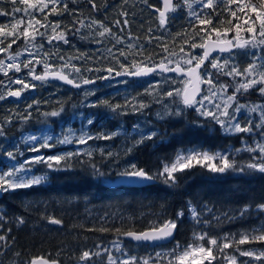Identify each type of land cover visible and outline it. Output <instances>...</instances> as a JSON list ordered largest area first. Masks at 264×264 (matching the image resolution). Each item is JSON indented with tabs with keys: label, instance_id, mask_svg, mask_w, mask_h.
I'll use <instances>...</instances> for the list:
<instances>
[{
	"label": "trees",
	"instance_id": "obj_1",
	"mask_svg": "<svg viewBox=\"0 0 264 264\" xmlns=\"http://www.w3.org/2000/svg\"><path fill=\"white\" fill-rule=\"evenodd\" d=\"M251 1L259 4V0ZM92 2L96 8L89 0H57L55 12L51 11V4L43 12L36 11L35 17L49 27L46 36L39 35L46 31L40 27L35 44H43V47H40L37 59L28 63L22 73L31 68L41 74L48 65L51 71L64 72L80 83L84 79L95 82L73 89L36 79L32 82L33 88L27 89L20 100L7 96L0 99L1 172L6 171L13 161L4 157L8 152H12L17 160L26 158L12 146L13 141L29 132L45 129L48 133L60 134L63 128L77 131L78 127H84L89 135L95 137L86 140V144L92 143L94 148L90 155L75 153L74 145L62 146L59 140L51 143L54 146L52 150L37 147L34 151H43L45 155L59 150L73 153L63 156L59 162L33 161L32 172L45 177L43 183L2 191L0 235L5 240L0 241V264H28L38 257L56 264H82L89 260H81L84 251H89L92 256L100 248L116 241L123 242L128 250L133 247L140 249L136 255L161 250L171 253L173 249L180 253L193 245L209 246L207 239H198L201 233L216 238L220 243L219 249L211 246L214 257L211 264H222L229 256L242 259L237 248L256 252L263 250L264 242L261 241L237 243L239 234L249 229L259 234L255 230L264 229V211L258 207L264 204V173L245 167L252 162L251 152L238 151L244 144L251 146V135L227 134L213 119L201 118L193 108L185 106L178 115L171 112L157 120L152 115V107L142 109L135 103L139 95L136 87L145 79L116 75V70L124 73L153 64L175 65L177 57L200 55L203 42L213 39L216 33L212 31L213 27L219 31H233L236 24L242 23L239 12L237 17H232L228 11L229 7L236 8V4L231 0H214L216 10L203 9L204 13L211 14L201 17L210 19L212 23L202 25L189 14L184 0H175L174 10L161 26L154 11L160 8L159 0ZM6 3L4 11L11 12L7 6L12 7V3L10 0L7 6ZM64 4L69 11H65ZM124 20H127V25L117 24V21ZM92 21L96 23L91 24ZM10 23L11 17L5 21V24ZM57 23L59 27L53 33L51 26ZM100 25L110 30L103 37L98 34L102 30ZM61 31H64L68 42L53 40L49 44V37ZM17 36L16 33L13 38L16 43L11 45L9 52H18L13 48L23 39ZM233 37L232 34L227 36L228 39ZM193 43L197 46L192 47ZM118 60L126 67L121 68ZM169 60L173 62L169 63ZM181 64L188 66L183 61ZM109 67L114 69L112 73L106 71ZM19 74L15 72L9 76L14 78ZM119 80L126 83L113 84ZM86 87L96 90L92 94H83ZM252 92L255 96V90ZM245 96L249 103L252 102L249 94ZM157 100H163L161 95ZM115 105H120V108L113 111ZM53 111L59 114L53 117L50 115ZM29 114L28 119L23 118ZM141 115L148 121L146 130L156 133L154 138L140 141L136 134L128 135ZM89 119L93 121L91 124ZM105 136L111 138L106 139ZM20 147L27 148L22 144ZM190 150L228 154L237 168L213 173L203 166L207 162H193L192 167L174 173L177 180L171 186L162 177L141 186L109 184L93 177V164L111 173L120 170L123 163L135 164L155 173L162 171L165 164L174 163L179 153ZM240 167H244V171H239ZM193 208L197 213L195 217ZM244 209L247 211L241 216ZM181 212L183 215L178 217ZM49 217L61 220L62 225L50 224ZM21 218L22 224L19 222ZM169 221H175L177 227L174 239L167 244L136 245L124 238L129 231L142 232ZM224 237H229L228 248H223Z\"/></svg>",
	"mask_w": 264,
	"mask_h": 264
},
{
	"label": "snow or ice",
	"instance_id": "obj_2",
	"mask_svg": "<svg viewBox=\"0 0 264 264\" xmlns=\"http://www.w3.org/2000/svg\"><path fill=\"white\" fill-rule=\"evenodd\" d=\"M12 3V13L16 12H21L24 11L26 15L30 16L31 19L29 20V27L32 25V20H35V23L40 25V27H43L46 29L45 32L39 33L40 36H46L47 35V28L49 27L48 24H41L39 19H36L35 15L33 13L27 12L26 9H22L18 6V4L15 2V0H10ZM93 8H96L97 5L92 2V0H89ZM4 3V0H0V15H5L7 14L2 5ZM20 4L27 5L28 7L36 8L37 11L43 12L45 9L49 7V4L52 5L51 11L55 12L56 11V5H57V0H38V5L36 3H30L29 0H19ZM231 3H234L237 5L236 8H228V11L231 13L232 17H237V12L238 11H250L254 18L249 17L248 19H245L244 23L248 24L249 27L245 29L248 33L251 35L243 41V43H236L234 44L232 40L227 41V44L224 46L219 47L220 52H224L226 50H229L232 47H247L253 50L259 49L260 51H254L252 53V60L248 64V66L243 70V72H240L236 67H232L230 71L226 74L228 75H240L244 77V82L240 83L239 88H237L236 91H239L240 88L244 89L245 91L248 90L250 86H254L257 83L264 84V55H261V52H264V0H259V4L255 3H243L242 0H231ZM200 8L199 10L193 9L191 4H188V7L190 9V15L195 17L197 20H199L200 24H211L212 21L210 19L206 18H201L202 16L205 15H210L211 13H204L203 9H210L215 11L216 10V5L214 4V0H199ZM164 7L167 9L169 7V0H164ZM179 7V5H177ZM64 9L65 11H69L67 8V4H64ZM257 22L259 24V27L257 28ZM22 23L21 20H17V24ZM96 21H92L91 24H95ZM123 23L124 25H127V20H124L123 22L117 21V24ZM166 23V18H165V11H159V25L164 26ZM91 24L88 25V27H91ZM83 26V25H82ZM15 28V25H13ZM52 27V32L56 33V29L59 27V24H55ZM101 31H99V36L103 37L106 32H109L110 30L103 26L100 25ZM237 31L240 29V25L236 24L235 25ZM34 32H39V29H34ZM77 32L80 31V29H76ZM203 31V29H202ZM212 31L217 33V36L220 35L219 30L216 29L215 27L212 28ZM3 32V29H0V33ZM13 33H10L12 35ZM22 35L25 38L29 37V30L26 28L22 32ZM226 35V34H225ZM150 40L152 37L149 38ZM203 39V38H201ZM32 42L36 40V36L33 35L31 37ZM53 40H58V41H63L64 43H67V39L65 36L64 31L59 32L58 34H54L49 37L48 43L51 44ZM102 42V41H98ZM0 43H3V41H0ZM13 43H16V40H12L8 44V48H11V45ZM217 43H220L217 41ZM41 48L43 47V44L39 45ZM197 44L193 43L192 47H196ZM203 46V45H201ZM216 47V44H213L211 46L212 49ZM210 50L211 49H206L203 52L202 56H197L195 54L188 56L187 58L185 57H177L176 58V67L168 69L163 66H161V71H175L177 73H180L184 75L185 77H188L189 79L195 78L197 81H200L202 78H204L203 73H198V70L201 68V65L204 63L206 59L209 58L210 55ZM6 49L0 47V53L5 52ZM122 53V50H119ZM141 51H143V48H141ZM167 51V49H165ZM183 51V49H181ZM9 60L12 61V63L5 65L4 61L0 59V71H5V75L7 74L6 69L10 68H15L16 71H20L19 64L17 63V56L14 55H9L8 57ZM60 59H63V57H60ZM127 59V57H125ZM193 60H196L197 62L193 64ZM181 61H183V64L188 65V67H184L181 64ZM30 62V61H29ZM169 63H172L173 61L169 60ZM211 66L213 68H217L219 66V62L217 61L216 58L211 59ZM118 63H120L121 68H125L126 65L118 60ZM229 61L225 60L224 64L227 65ZM25 67H28L27 64H25ZM49 66L45 65V68L47 69ZM75 67V66H73ZM128 67H131V65H128ZM156 65L153 64L151 66H146L143 71L141 70H136L132 72H120L119 70H116V75H132V76H140L144 75L147 73H150L154 71ZM77 72H79V68L75 69ZM108 73H112L114 69L112 67H109L106 69ZM29 74H33V78L37 80H42L47 76V71L45 72L44 76L41 75H35L34 74V69H30ZM60 79L66 81L68 84L73 85L74 87H80L81 84L79 81L75 79H69L67 75H61L59 77ZM102 79H108V77H102ZM94 80L91 79H84L83 84H90L94 83ZM123 83H126V81H122ZM209 84H212L211 80L207 81ZM15 83H22V80L17 79ZM29 87L27 83L24 84V88ZM258 91L261 94H264V87H260ZM173 91H166L162 95H167L168 97L173 96ZM8 95H14V96H19L20 91L16 92H9ZM177 96L181 97V103L185 106L189 107H196L197 111H200V109L203 107V102L202 100H196V92L195 90L193 91L192 94H188L187 92L181 94L180 92L176 93ZM4 97L0 95V99H3ZM206 98V97H205ZM229 101H232L234 99L233 96L227 97ZM228 105H225V109L227 108ZM31 107V106H29ZM221 106L216 105V108L219 109ZM242 106H237L234 110V113H239L240 109ZM120 108V105H115L112 107L113 111H116L117 109ZM249 112L255 113L257 111L260 112L261 114V119L264 121V106H256L253 105L248 109ZM59 113L56 111H53L50 113L51 116L55 117ZM172 114V113H169ZM175 114H179V110L175 111ZM201 115H204L206 117H211L216 123L220 125L221 128L224 129L225 132L227 133H248L253 131L255 128H260L262 131H264V122L254 125L251 122L249 124H246L245 126H241L240 122L238 119H236L235 114L229 115L227 111L223 113H217L213 111H206V112H201ZM219 115H229V121L228 123H225L224 121L219 119ZM30 116L26 115L23 118L28 119ZM93 121L91 119L88 120V123L91 124ZM0 134H2V130H0ZM140 136V141H142L144 138L147 139H152L155 137L156 133L153 132H143L140 131L139 133ZM90 139L91 137H87ZM104 138L110 139L111 136H105ZM32 140H35L36 137H32ZM47 139H52V137H47ZM61 143H69L70 141L65 137L64 140L60 141ZM81 143L85 142V137H81L80 139ZM44 146H48L45 144ZM33 150H36L35 147H33ZM249 152H259V155L251 157L252 162L248 163L245 167L250 168V169H255L258 170L262 173H264V144H257L255 147L252 146H247L246 149ZM90 155V153H89ZM7 156L10 159H15L14 155L12 152H8ZM62 159L61 156H53V157H48L47 160H56L59 162ZM33 161L35 162H45V158L42 156H37V157H32L28 161L23 162L20 166L13 165V168L11 171L8 172H0V191H7L9 189H17V188H27V187H32L34 185H39L42 183V181L45 179V177L42 176H28L27 173L30 171L29 168H27V165L32 163ZM202 161H218V163H209V164H204L203 166L208 168L209 171L213 173H224L228 169L236 170L237 166L235 165L234 160L229 159L228 154H224L221 152H216L210 154L208 151H196V150H190L187 152H181L177 155L176 161L172 163L171 165L165 164L163 166L162 171L157 170L155 173H150L149 171L143 169V168H138L135 164H130L128 165L123 171H116L115 173L107 172L99 167H97L95 164L92 165L93 168V177L101 182L105 183H119V184H129V183H143L147 181H154L157 178L162 177L164 179V182L166 184L174 185L176 183V176L174 173L177 170L183 171L186 168H190L193 166V162L196 164H200ZM49 167L51 168L52 165L49 164ZM24 172L25 175L20 176L18 173ZM239 171H244V167H240ZM260 210L264 211V204H261L258 206ZM244 211H247V209H244L241 211L240 215L243 216ZM183 213H178V217L182 216ZM192 215L195 217L197 216L195 208L192 209ZM2 219V217H0ZM19 222L22 224L24 223L23 219L21 218ZM48 222L50 224L54 225H62V221L59 219H56L54 217H49ZM177 227V224L175 221H169L165 223L161 228L159 229H151L150 231L146 232H141V233H135V232H127L125 233L127 236L137 240V241H155V240H160V239H165L169 236L172 235V230H174ZM105 230V229H101ZM256 232L259 234H254L252 229H249L248 232L246 233H241L239 234L240 238L238 239L237 243L240 245H243L247 242H252V241H261L264 242V229H256ZM150 233H157V234H150ZM200 240H205L207 239V244L209 246H204V245H193L190 246V248H187L183 250L180 253H177L176 249H173L171 253L164 254V253H157L156 256L162 264L165 256H168V264H173V260L178 261V264H185V262L188 260L189 257H196L197 255L199 256V261L202 262L205 258H214L213 257V249L211 246H216L217 249L220 248V243H218V240L216 238H212L207 236L206 233H201L198 237ZM5 240V237L3 235H0V241ZM223 248H228L230 246L229 244V237H224L223 238ZM117 251L121 252L120 257H113L111 253H108V264H149V261L151 260V264H158L157 259H152V257H149L147 259L145 258H137L135 256H130L128 255L127 252L122 251L120 248L119 244H115ZM107 251V250H105ZM236 251L239 252L240 256H249V257H254L255 260L260 261L261 259H264V250H261L259 253H256L252 249L244 250L237 248ZM19 255V254H17ZM90 252L89 251H84L81 256V260H86L90 258ZM28 264H55V262H49L48 260L44 259L43 257L40 258H34L31 261L28 262ZM208 264H211V259L208 260ZM241 264H250V262H241Z\"/></svg>",
	"mask_w": 264,
	"mask_h": 264
},
{
	"label": "rangeland",
	"instance_id": "obj_3",
	"mask_svg": "<svg viewBox=\"0 0 264 264\" xmlns=\"http://www.w3.org/2000/svg\"><path fill=\"white\" fill-rule=\"evenodd\" d=\"M6 1H7L6 3V6H7L8 0H4V3ZM184 1L187 6L188 4H191L193 9L199 10L200 8L199 0H184ZM29 2L36 3L38 5V0H29ZM242 2L245 4L254 3L251 0H242ZM4 3L2 7L4 6ZM17 4L20 8L26 9L27 12H30V13H33V15H36V11H37L36 8L28 7L27 5L20 4L19 2ZM7 7L12 9V7L10 6H7ZM235 7H237V5ZM238 12L240 13L241 20H242L239 31H237V29L235 30V28L233 29V31L232 30L219 31L220 35L217 36V33H215L213 36V39L219 40V41L232 40L233 42H236V41L243 42L245 39H247L251 35L247 31L245 32V29L249 27V25L245 24L244 21L245 19H248L249 17L254 18L253 14L250 11H238ZM6 13L7 14H5L4 18H1L3 15H0V29H3V32L0 33V41H3V43H0V47L6 49L5 52L0 53V59L4 61L5 65H7V64L12 63V61L8 59L9 55L17 56V63L19 64L20 71H16L14 67L10 69H6V72H7L6 75H5V71H0V95L2 96H7L9 92H16V91H20L24 93L25 91H27V89L33 88L34 85H32V82L36 81V79H32L31 78L32 74H29L31 68H28L26 73H22V70L26 68L25 64L28 65V63L33 61V59L35 60L37 59L36 56L38 55V52L40 51V46L35 44L36 41L32 42L31 40V37L33 35L35 36L38 35L39 32L37 33V32H34L33 30L34 29L40 30V25L36 24L35 20H32V25L31 27H29V20L31 19V17L26 15L24 11L16 12V13H12L11 11V12H6ZM10 17H11L12 23L5 24L6 19ZM17 20H21L22 23L17 24ZM40 22L41 24H43L42 21ZM13 25H15V28L13 27ZM256 26L257 28L259 27L258 22ZM26 28L29 30L28 38H25L22 35V32ZM10 33H13V34L10 35ZM16 33L18 34V36L19 35L22 36L23 41L18 43L16 48H13L15 49V51H18V52H15V53L9 52L8 44L13 40L14 37H16ZM229 34H232V36L234 37L232 39H228L227 36ZM254 51H260V50L259 49L253 50L247 47H244V48L240 47V48L235 49L231 53H227V54L215 53L210 57L209 61L207 62L208 65L204 66L200 71V73L204 74V78L200 80V94L198 98L196 99V100H202L203 107L200 109V111H197L196 107H191L196 111L199 117L211 118V117H206L204 115H201L200 113L202 111L203 112L213 111V112H217L218 114L227 111L229 115L235 114L236 119L239 120L241 126H245L246 124H249V122H251L254 125H258L264 122L261 119V114L259 111L255 113L248 111V109L253 105L264 106V96H263L264 94H261L258 91L260 87H264V84L257 83L254 86H250L247 91H245L242 88H240L239 91H236L237 88H239L240 83L244 82V77L240 75H235V74L233 75L226 74L230 71L232 67H236L240 72H243V70L251 62L252 53ZM202 53L197 56H202ZM261 55H264V52H261ZM213 57L216 58L217 61L219 62V66L217 68H213L211 66L210 61ZM225 60L229 61L227 65L224 64ZM196 62L197 61L195 60L193 64H195ZM173 66L174 65H169V67H173ZM45 71H51V70L48 68ZM15 72H20V74L15 76L14 78L9 76L10 73H15ZM34 74L39 75L36 72H34ZM17 79L22 80V83H15ZM208 80H211L212 84H209L207 82ZM122 81L124 80H119L113 84H123ZM25 83H27L29 87L24 88ZM187 84H188V80L183 77L167 76L165 74H155L153 77L149 79H145L143 82L137 85L136 87L137 94L139 95L137 96V100H135V103L138 105V107H141L142 109L152 107L153 117L157 120L163 119L167 117L169 113L171 112H175L176 110H179V112H181L185 109L184 105L181 103V97L177 96L176 93L180 92L182 94ZM104 88H109V87L104 86ZM95 90L96 89L92 87H86L83 89L82 93L92 94L94 93ZM253 90H255V93H256L255 96H253V92H252ZM166 91H173L174 93L173 96L168 97L167 95H162ZM247 94H249V97H252V102L250 103L247 97L245 96ZM158 95H161L163 100L161 101L157 100ZM229 96H233L234 99L232 101H229L227 99V97ZM216 105H220L221 107L217 109ZM225 105H228L226 109L224 107ZM237 106H242L240 109V112L234 113V110ZM229 115H219V119L224 121L225 123H228ZM141 117L137 118V122L135 123L133 128H131L128 135H132L133 133V134H136V136L139 137L140 139V136L138 134L140 131L151 132V131L146 130V123L148 121L146 120L145 117H143V115H141ZM147 129L149 128L147 127ZM62 130H63V133H60V134L59 133L51 134V133H48L45 129L37 133L29 132L27 134L22 135L18 141H13V146H12L13 150L17 151L20 155L25 154L26 158L21 159V160L14 159L11 162V165L9 166V168L4 172L11 171L13 168V165L20 166L23 162L28 161L32 157L42 156L45 158V161H47L48 157L70 156L73 153V151H70V150H59L50 155H45L44 153H42L43 151L37 153L33 150V147L35 148L43 147V149L45 150H52L54 146L51 143L55 140H59V145H62V146L74 145L75 153L87 154V153H90V151L94 150V148L92 147V143L86 144V140L88 139L87 137H91L90 139L95 138V137H93L92 135H89L86 132V129L84 127H78L77 131H75L74 129H69V128L67 129L63 128ZM227 134H236V133H227ZM248 134L251 135V140H252L251 146L252 147H255L257 144H264V131H262L260 128L257 127L253 129V131L248 132ZM32 137H36V139L32 140L31 139ZM47 137H52V139L46 140L45 138ZM65 137L70 141L69 143L60 142L64 140ZM81 137H85L84 143L80 142ZM20 144H22L23 146L27 148L22 149L20 147ZM45 144H47L48 146H44ZM247 146L248 145L244 144L243 147L238 151H247L245 150ZM257 155H259L258 151L255 153L251 152V157L257 156ZM1 156H3V154ZM4 157L7 159H10L8 156L4 155ZM205 162H207L208 164L218 163V161H212V162L205 161ZM34 163L27 165V168L30 169V171L27 173L28 176H32V175L40 176L32 172V169L34 168V165H35ZM128 165H129L128 163H123L121 165L122 168L120 169V171H123ZM18 175L23 176L25 175V173L22 171L18 173ZM43 182L44 180L42 181V183ZM109 184H119V183H109ZM115 244H119L122 251L127 252L128 255L130 256H135L137 258H145V259L152 257V259H157L158 264H160V262L156 254L157 253H164V254L169 253V251L161 250V251H155L152 254L136 255V253L139 252L140 249L133 247L131 250H128L123 242L116 241V242H113L97 250V252L94 255L92 256L90 255V258H88L89 259L88 261L86 262L84 261V263L82 264H108V253L109 252L114 258L120 257L121 252L117 251ZM147 253L149 252L147 251ZM256 253H259V252H256ZM209 259H211L212 261V258H205L202 262H200L199 256L197 255L196 257H189L188 260L185 262V264H206L208 263ZM242 261L250 262V264H264V259L257 261L254 259V257H249V256H243L242 259H238V257H234V256H229L225 258V260L222 261V264H241ZM149 264H151V260L149 261ZM162 264H168L167 255L165 256ZM173 264H178V261L173 260Z\"/></svg>",
	"mask_w": 264,
	"mask_h": 264
},
{
	"label": "water",
	"instance_id": "obj_4",
	"mask_svg": "<svg viewBox=\"0 0 264 264\" xmlns=\"http://www.w3.org/2000/svg\"><path fill=\"white\" fill-rule=\"evenodd\" d=\"M174 1L175 0H169V7L166 9L164 7V0H159L160 2V8L159 9H154V11L157 13L158 17H159V11H165V18L167 19V15L170 14L173 10H174ZM217 41L219 40H214V39H206L204 42H203V46H202V49H203V52L206 50V49H211L210 50V55H209V58L206 59L204 61V63L201 65V68L198 70V73H200L201 69L203 68V66L209 61L210 57L215 54V53H220V54H227V53H231L233 52L235 49L237 48H240V47H232L230 48L229 50H226L224 52H220L219 51V47L220 46H224L227 44V41L229 40H224V41H219L220 43H217ZM234 44L236 43H243V42H233ZM213 44H216V47L214 49L211 48V46ZM203 55V53H202ZM161 66L165 67V68H168V69H171V68H174L176 67V65H174L173 67H169L166 63H160V64H156V67L154 69V71L150 72V73H147V74H144V75H140V76H132V75H125V76H128L130 78H135V79H148L150 78L152 75L154 74H165V75H168V76H179V77H183L185 79L188 80V84L186 85V87L184 88V91L183 93L187 92L188 94H192L193 91L195 90L196 92V99L198 98L199 94H200V81H197L195 78H191L189 79L188 77H185L184 75L180 74V73H177L175 71H161ZM145 69V67H142V68H139L138 70H141L143 71ZM45 72L44 71L43 73L39 74L41 76H44L45 75ZM47 76L42 79V80H45V81H49V82H55V83H58V84H61V85H64L66 87H70V88H73V89H81L83 88L84 86H87V85H90V84H81L80 87H74L73 85L71 84H68L66 81L60 79L59 77L61 75H67L65 74L64 72H59V71H47ZM68 76V75H67ZM31 78H33V74L31 75ZM69 79H72L68 76ZM182 93V94H183ZM23 97V93L20 92V95L17 97V96H14V95H7V98L9 99H16V100H20L21 98ZM185 106V105H184ZM185 107H189V106H185ZM151 181H147V182H143V183H133L134 185H147L149 184ZM2 193V191H0V194ZM54 225V224H53ZM163 226V225H162ZM162 226L158 227V228H155V229H159L161 228ZM151 229H148V230H145V231H142V232H146V231H150ZM175 232H176V228L174 230H172V235L165 238V239H160V240H155V241H144V240H141V241H137L129 236H127L125 234V240L133 243V244H143V245H152V246H156V245H164V244H167L169 242H171L174 237H175ZM135 233H141V232H135ZM150 234H157V233H150ZM40 258V257H38Z\"/></svg>",
	"mask_w": 264,
	"mask_h": 264
}]
</instances>
